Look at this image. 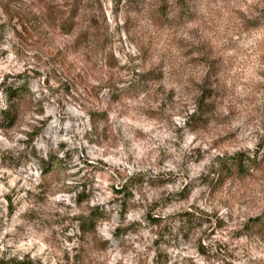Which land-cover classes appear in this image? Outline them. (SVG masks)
<instances>
[{
    "label": "rangeland",
    "instance_id": "1",
    "mask_svg": "<svg viewBox=\"0 0 264 264\" xmlns=\"http://www.w3.org/2000/svg\"><path fill=\"white\" fill-rule=\"evenodd\" d=\"M0 264H264V0H0Z\"/></svg>",
    "mask_w": 264,
    "mask_h": 264
},
{
    "label": "trees",
    "instance_id": "2",
    "mask_svg": "<svg viewBox=\"0 0 264 264\" xmlns=\"http://www.w3.org/2000/svg\"><path fill=\"white\" fill-rule=\"evenodd\" d=\"M254 160H255V158L252 159L248 155H243L242 153H238V154H234L232 156V159L230 160L229 164L233 165V163H234L235 167L238 170H242L244 168V164H246V163L248 164L249 162L254 161ZM223 169H226V171H229L230 167L223 165Z\"/></svg>",
    "mask_w": 264,
    "mask_h": 264
}]
</instances>
